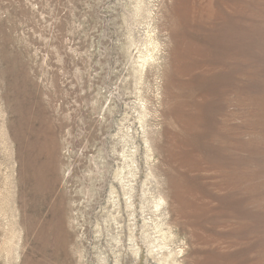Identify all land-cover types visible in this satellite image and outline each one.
Wrapping results in <instances>:
<instances>
[{
    "label": "rangeland",
    "instance_id": "rangeland-1",
    "mask_svg": "<svg viewBox=\"0 0 264 264\" xmlns=\"http://www.w3.org/2000/svg\"><path fill=\"white\" fill-rule=\"evenodd\" d=\"M0 264H264V0H0Z\"/></svg>",
    "mask_w": 264,
    "mask_h": 264
},
{
    "label": "bare ground",
    "instance_id": "bare-ground-1",
    "mask_svg": "<svg viewBox=\"0 0 264 264\" xmlns=\"http://www.w3.org/2000/svg\"><path fill=\"white\" fill-rule=\"evenodd\" d=\"M41 133L45 135L44 132L38 131L36 135V139L31 143H29V146L31 148H34L33 162L36 170L34 172V181L36 183V188L37 190L43 191L46 190L47 185L49 184L47 178L44 176L45 170H51V166H53V164L50 165L47 163L46 165H44L43 163L40 162L42 161L40 160V158L44 155L46 159H55L57 156V150H56V142L52 139V137L51 138L48 136L45 137ZM53 162L56 161L54 160ZM62 212L63 211L60 210V216L56 218L57 220L55 222L53 231L55 234L56 242L61 247H64L67 244L66 241L67 238L65 234V220L62 217Z\"/></svg>",
    "mask_w": 264,
    "mask_h": 264
}]
</instances>
